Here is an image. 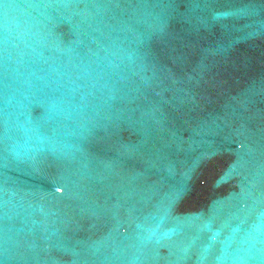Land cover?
<instances>
[{
    "label": "water",
    "instance_id": "95a60500",
    "mask_svg": "<svg viewBox=\"0 0 264 264\" xmlns=\"http://www.w3.org/2000/svg\"><path fill=\"white\" fill-rule=\"evenodd\" d=\"M0 264H264V0H0Z\"/></svg>",
    "mask_w": 264,
    "mask_h": 264
}]
</instances>
